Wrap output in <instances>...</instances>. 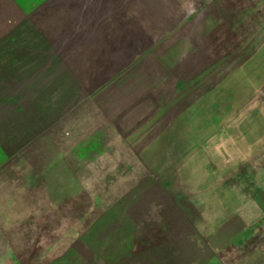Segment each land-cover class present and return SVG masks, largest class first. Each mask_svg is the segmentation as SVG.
Listing matches in <instances>:
<instances>
[{
    "label": "rangeland",
    "instance_id": "rangeland-1",
    "mask_svg": "<svg viewBox=\"0 0 264 264\" xmlns=\"http://www.w3.org/2000/svg\"><path fill=\"white\" fill-rule=\"evenodd\" d=\"M0 264H264V0H0Z\"/></svg>",
    "mask_w": 264,
    "mask_h": 264
},
{
    "label": "crops",
    "instance_id": "crops-1",
    "mask_svg": "<svg viewBox=\"0 0 264 264\" xmlns=\"http://www.w3.org/2000/svg\"><path fill=\"white\" fill-rule=\"evenodd\" d=\"M119 126L118 127H111L110 130L106 131L108 132V134L105 135V138L107 139L106 141H109V137H112V140L110 138L111 141H120L117 138H120V131H119ZM110 132V133H109ZM117 132L119 133L117 135ZM126 134V133H125ZM117 137V138H116ZM116 138V139H115ZM89 140V141H88ZM86 142H87V151H85V148H82V151L80 153V161L77 162V165H75V169H77L81 176H82V184L83 182H85L84 185L88 186V180L86 177H88V175H93V176H99L100 174H103L102 172V164L104 163L103 160V153L105 152V150L103 149L104 147H102L101 145L104 144V141H101V139L99 140L98 137L96 138H89ZM105 141V142H106ZM109 141V142H111Z\"/></svg>",
    "mask_w": 264,
    "mask_h": 264
}]
</instances>
